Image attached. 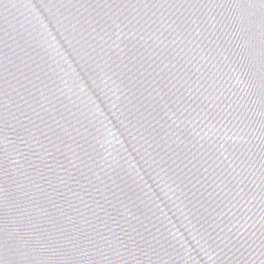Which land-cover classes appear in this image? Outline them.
Returning <instances> with one entry per match:
<instances>
[{
    "label": "water",
    "instance_id": "1",
    "mask_svg": "<svg viewBox=\"0 0 264 264\" xmlns=\"http://www.w3.org/2000/svg\"><path fill=\"white\" fill-rule=\"evenodd\" d=\"M0 264H264V0H0Z\"/></svg>",
    "mask_w": 264,
    "mask_h": 264
}]
</instances>
